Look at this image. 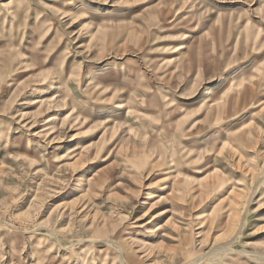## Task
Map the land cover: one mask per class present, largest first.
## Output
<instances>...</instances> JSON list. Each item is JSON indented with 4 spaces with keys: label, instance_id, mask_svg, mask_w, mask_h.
Segmentation results:
<instances>
[{
    "label": "rangeland",
    "instance_id": "obj_1",
    "mask_svg": "<svg viewBox=\"0 0 264 264\" xmlns=\"http://www.w3.org/2000/svg\"><path fill=\"white\" fill-rule=\"evenodd\" d=\"M0 264H264V0H0Z\"/></svg>",
    "mask_w": 264,
    "mask_h": 264
}]
</instances>
